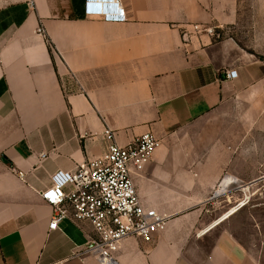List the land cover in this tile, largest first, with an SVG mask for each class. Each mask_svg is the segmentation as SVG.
<instances>
[{"label": "crops", "instance_id": "1", "mask_svg": "<svg viewBox=\"0 0 264 264\" xmlns=\"http://www.w3.org/2000/svg\"><path fill=\"white\" fill-rule=\"evenodd\" d=\"M121 2L127 18L106 21L86 0H0V264H100L77 255L92 227L50 229L40 191L104 153L107 125L119 145L160 140L132 176L168 217L152 241L123 240L119 264H260L240 230L249 202L231 209L264 173V0ZM213 115L201 149L162 148ZM225 175L234 190L213 197Z\"/></svg>", "mask_w": 264, "mask_h": 264}, {"label": "built area", "instance_id": "2", "mask_svg": "<svg viewBox=\"0 0 264 264\" xmlns=\"http://www.w3.org/2000/svg\"><path fill=\"white\" fill-rule=\"evenodd\" d=\"M92 10V0H86L85 12L106 21H123L127 12L121 0L116 6H106L104 0ZM197 33L218 36L215 29L194 25ZM186 35V34H185ZM235 70L225 77L233 79ZM106 151L89 159L75 170H57L52 174V184L40 191V196L53 208L50 229H56L64 220L79 227L89 224L94 235L89 236L77 255H92L100 264H119L116 253L121 242L130 237L152 241L154 235L166 227L168 217L141 200L132 173L141 170L150 161L160 140L151 131L134 137L126 145H119L115 132L107 125L103 130ZM46 157L45 153L41 154ZM234 190L227 175L223 177L213 197L229 194Z\"/></svg>", "mask_w": 264, "mask_h": 264}, {"label": "rangeland", "instance_id": "3", "mask_svg": "<svg viewBox=\"0 0 264 264\" xmlns=\"http://www.w3.org/2000/svg\"><path fill=\"white\" fill-rule=\"evenodd\" d=\"M217 117H219V115H213L210 121L195 124V126L190 129L173 137L162 148L181 150L201 149L202 146L205 145V143L202 142L201 128L204 130L203 126L205 127L211 124V129L215 130ZM259 144L264 145V142H259ZM260 160L264 164V158ZM257 176V181L251 188L249 200L244 199L245 194L243 192H239V197L243 198L240 203L245 201L246 204L248 202L249 204L246 208L242 209L238 215L239 218L243 220L240 225L241 232L243 235L248 236L247 239H249V242L254 243L252 248L258 256L261 262L260 264H264V173H258ZM237 204L231 210H234L239 205Z\"/></svg>", "mask_w": 264, "mask_h": 264}, {"label": "snow or ice", "instance_id": "4", "mask_svg": "<svg viewBox=\"0 0 264 264\" xmlns=\"http://www.w3.org/2000/svg\"><path fill=\"white\" fill-rule=\"evenodd\" d=\"M104 3L106 6H116L115 5V0H104ZM100 5L95 2V0H92V10L98 11Z\"/></svg>", "mask_w": 264, "mask_h": 264}, {"label": "bare ground", "instance_id": "5", "mask_svg": "<svg viewBox=\"0 0 264 264\" xmlns=\"http://www.w3.org/2000/svg\"><path fill=\"white\" fill-rule=\"evenodd\" d=\"M247 188H248V187H247ZM246 191H247V190H246ZM238 204H239V205H238ZM238 204H237L238 206L234 209V211L237 210V209H239V207L245 205L246 202H245V201H242L241 203L239 202Z\"/></svg>", "mask_w": 264, "mask_h": 264}]
</instances>
